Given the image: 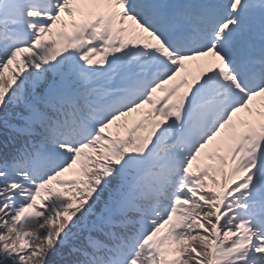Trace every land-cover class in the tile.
<instances>
[{
  "label": "snow or ice",
  "instance_id": "1",
  "mask_svg": "<svg viewBox=\"0 0 264 264\" xmlns=\"http://www.w3.org/2000/svg\"><path fill=\"white\" fill-rule=\"evenodd\" d=\"M0 264H264V0H0Z\"/></svg>",
  "mask_w": 264,
  "mask_h": 264
}]
</instances>
